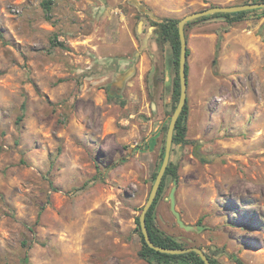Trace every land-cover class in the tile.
<instances>
[{"label": "rangeland", "instance_id": "rangeland-1", "mask_svg": "<svg viewBox=\"0 0 264 264\" xmlns=\"http://www.w3.org/2000/svg\"><path fill=\"white\" fill-rule=\"evenodd\" d=\"M43 1L0 0V264H149L136 222L162 161L175 77L152 21L247 0H51L49 15ZM256 11L187 28L189 143L173 146L180 180L156 209L162 231L220 264H264ZM174 187L191 231L172 212Z\"/></svg>", "mask_w": 264, "mask_h": 264}, {"label": "trees", "instance_id": "trees-1", "mask_svg": "<svg viewBox=\"0 0 264 264\" xmlns=\"http://www.w3.org/2000/svg\"><path fill=\"white\" fill-rule=\"evenodd\" d=\"M264 0H247L246 2H243L238 5H248L252 3H263ZM53 2L51 0H45L42 3V7L44 12L49 15L53 11ZM236 6V5H235ZM257 12L250 11V12H242L238 14H216L209 17H204L199 20L193 21L191 23H188L186 25V30L191 25H193L196 22L200 21H208L210 19L214 18H224L227 20V23L229 25H234L236 23H240L244 20V18L247 16L248 13ZM264 12V10H263ZM50 20V18H47ZM180 19L175 18H164L162 20L152 21V25L156 27V43L159 47H164L165 45H170L172 50V66L175 71V77L173 82V94H172V106H171V113L173 114L180 99V78H179V61H180V51H181V45H180V37L178 32V24ZM1 38H4V35L0 34ZM53 46L60 47L62 49H65V45L62 42L58 41V38H55L52 42ZM190 56V50H188V57ZM213 64L216 66L218 64V54L215 57V60ZM217 74V73H216ZM189 77V65L187 62V80ZM23 111L25 109V105L22 107ZM189 117V106H188V100L186 103V106L183 110V113L178 121L177 128L174 135V145H182L185 146L189 143L188 141V121ZM24 120V115H21L17 119V125L19 126L20 123ZM170 122V120H168ZM168 131V123H165L161 130H159L158 134L161 133L166 138V134ZM154 141L152 139L147 145L146 150H149L151 148V144ZM163 145H165V139L162 140ZM165 155V147L162 148L161 153V163L158 167V170L153 173L152 181L155 182L157 174L159 172V169L162 165L163 159ZM180 176H179V167L178 165L174 164L173 162L170 163L167 172L165 174L164 180L162 182V185L160 187L159 193L157 195L156 201L153 204L152 208L147 214L146 222H147V228L149 231L150 238L154 244L160 247H164L167 249H186L191 248L187 243L180 242L173 238L172 236L168 235L166 232L162 231L157 223V216H156V209L158 204L163 199L170 183H174L177 185L179 183ZM137 226L139 231V237L142 243V249L139 252V257L146 261L149 264H205L203 260L200 258L199 255L196 253H189L185 255H167L162 254L159 252L154 251L153 249L149 248L147 245L144 236L141 232L140 227V221L137 219ZM199 222V226H200ZM202 249V248H201ZM207 256L209 257L212 264H220L219 261L215 258H213L211 255L207 253ZM238 264H244L241 260L232 257ZM26 262H28V259H25Z\"/></svg>", "mask_w": 264, "mask_h": 264}, {"label": "water", "instance_id": "water-1", "mask_svg": "<svg viewBox=\"0 0 264 264\" xmlns=\"http://www.w3.org/2000/svg\"><path fill=\"white\" fill-rule=\"evenodd\" d=\"M255 10H264V2L263 3H252L248 5H236V6H215L212 8H208V9L187 15L186 17L180 19L179 21L178 32H179L180 45H181L180 61H179L180 99H179V103L174 113L170 117V122L168 125V131H167L166 140H165V155H164L162 165L159 169L156 180L153 183L151 192L149 194L148 201L146 205L144 206L141 215L139 216L141 232L144 236V239L147 245L149 246V248L153 249L156 252L167 254V255H185L189 253H196L197 255L200 256V258L203 260L205 264H212L209 257L207 256V253L199 247H191V248H186V249H167L164 247L157 246L156 244L152 242L150 238L149 231L147 228V222H146L147 214L156 201V198L159 193L162 182L164 180L165 174L171 163V155H172V150L174 146L175 131L177 128L178 121L187 103V98H188L187 61H188L189 47H188V40L186 36V25L188 23L199 20L201 18L213 16L216 14H238L242 12H250V11H255ZM131 73H134V70H131L129 73L125 74L121 78L120 83H119L121 85L117 86V89L119 91L122 89L124 81L127 79L129 75H131ZM175 193H176V187L173 188L170 194L172 212L176 216L179 226L185 229L186 231H191L193 228L185 225L184 221L181 218L180 213L176 209Z\"/></svg>", "mask_w": 264, "mask_h": 264}]
</instances>
